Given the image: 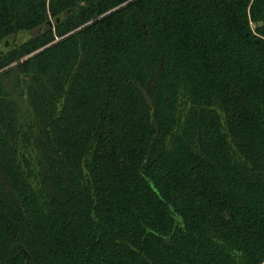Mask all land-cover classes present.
Here are the masks:
<instances>
[{
	"label": "trees",
	"instance_id": "obj_1",
	"mask_svg": "<svg viewBox=\"0 0 264 264\" xmlns=\"http://www.w3.org/2000/svg\"><path fill=\"white\" fill-rule=\"evenodd\" d=\"M125 1L0 0V264H264V0Z\"/></svg>",
	"mask_w": 264,
	"mask_h": 264
},
{
	"label": "rangeland",
	"instance_id": "obj_2",
	"mask_svg": "<svg viewBox=\"0 0 264 264\" xmlns=\"http://www.w3.org/2000/svg\"><path fill=\"white\" fill-rule=\"evenodd\" d=\"M129 1H131V0H127L125 2H122V3L114 6L113 9L110 10L109 12H112V11H114V10L120 8V7H123V6L127 5L129 3ZM109 12H107V13H109ZM255 27H256V25L253 24V28H255ZM36 33H37V31H23V32H20V33H18L16 35L12 36L10 38L9 42H7V41L6 42L5 41L2 42V44L0 45V53H4L5 54L8 51H13V52L16 51V55L18 57H16V60L10 62L5 67L0 68V72L6 70L8 67H11V66L15 65L18 61H23V60L27 59L29 56H31L33 54H36L39 51L47 48L48 46L52 45L53 43L61 40L62 37H63V36L61 37V36L57 35V33H55L56 37H55V39L53 41H50V42H48L46 44H43V45H41V46H39V47H37L35 49H32V50L25 49L26 47L22 48L23 43L31 40V38ZM38 42H40V41H38ZM38 42L32 43V46H33V44H37ZM24 49L27 50V51H25ZM13 59H15V58H13Z\"/></svg>",
	"mask_w": 264,
	"mask_h": 264
},
{
	"label": "water",
	"instance_id": "obj_3",
	"mask_svg": "<svg viewBox=\"0 0 264 264\" xmlns=\"http://www.w3.org/2000/svg\"><path fill=\"white\" fill-rule=\"evenodd\" d=\"M262 25H263V21H259V26H262Z\"/></svg>",
	"mask_w": 264,
	"mask_h": 264
},
{
	"label": "flooded vegetation",
	"instance_id": "obj_4",
	"mask_svg": "<svg viewBox=\"0 0 264 264\" xmlns=\"http://www.w3.org/2000/svg\"><path fill=\"white\" fill-rule=\"evenodd\" d=\"M8 42L10 41V39L9 40H7Z\"/></svg>",
	"mask_w": 264,
	"mask_h": 264
}]
</instances>
